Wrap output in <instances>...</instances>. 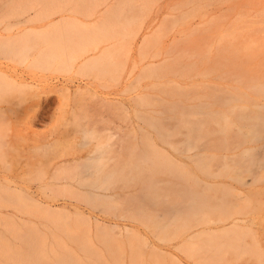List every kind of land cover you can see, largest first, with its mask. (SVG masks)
<instances>
[{"label": "rangeland", "instance_id": "obj_1", "mask_svg": "<svg viewBox=\"0 0 264 264\" xmlns=\"http://www.w3.org/2000/svg\"><path fill=\"white\" fill-rule=\"evenodd\" d=\"M214 14L226 15V3L0 0V41L28 35L43 48L58 43L86 50L95 47L94 54L113 74L112 79H92L75 70L33 68L27 61L0 56V71L29 85L0 93V136L4 139L0 144V189L15 193L13 199L5 193L0 197V251L15 248L24 232L28 237L37 236L43 254L56 237L73 243V235L83 243L96 244L93 237L100 234L101 227L108 229L116 223L131 228L134 237L145 241L144 253L156 252L161 264H198L197 260H207L209 254L216 255L210 264H264V122L246 114L227 127L213 113L198 112L192 100L202 81L199 64L203 52L209 57L218 39L209 19ZM260 48L250 56L239 54L236 70L245 74L249 86L258 93V103L264 104V47ZM160 90L173 97L160 101ZM140 93H150L148 100H141ZM161 108L163 112H157ZM146 114L155 117L151 121L162 139L145 123ZM85 127L95 129L103 139L109 137L112 155L118 160L122 151L128 154L131 147L137 150L148 143L153 149L164 150L174 162L193 168V159L210 150L218 157L228 156L229 161L241 159L251 170L243 173L246 184L194 171L206 182L235 187L239 194L228 197L227 209L232 214L226 220L192 229L248 232L241 237V249L191 248L188 255L182 247L190 241L189 233L159 241L143 224L105 213L104 201L89 204L71 193L63 195L67 171L63 163L71 166L85 160L97 144L96 138H82ZM146 134L149 139H145ZM217 163L212 162L213 169ZM255 176L258 179L251 182ZM155 178L156 186L166 180L163 174ZM137 189L133 184L120 192L129 195ZM131 205L138 206L142 216L165 214L159 203H143L137 196ZM249 244L260 253L255 256L258 259L249 253ZM72 245L84 259L86 247L82 254L80 247ZM0 256V264L9 263ZM91 257L83 260L84 264L93 260L97 264V257Z\"/></svg>", "mask_w": 264, "mask_h": 264}, {"label": "bare ground", "instance_id": "obj_2", "mask_svg": "<svg viewBox=\"0 0 264 264\" xmlns=\"http://www.w3.org/2000/svg\"><path fill=\"white\" fill-rule=\"evenodd\" d=\"M217 1L226 3L227 14L224 16L214 14L209 18L210 22H212L211 24H213V30L218 34V39L215 46H213L214 52L209 57L203 52L199 64L202 81L197 88L196 97L192 98V100L195 101L198 112L202 114L213 113L227 127H231L235 120L241 119L246 114L264 122V104L258 103L256 96L258 93L254 88L249 86L245 74L236 70L239 54L250 56L257 51H261L262 48L260 47H264V0H247L246 2L242 0ZM52 46L43 48L37 39L31 40L28 35L19 36V38L14 40L0 41V56L19 62L27 61L26 65L33 68L47 69L52 67L54 70H75L76 74L84 77L91 76V78H101V80L106 77L107 80L108 76V79H112L113 74L98 60L97 55L94 54L97 48L93 47L90 50H86L84 46L82 48L79 45H69L67 43H58ZM202 50L204 51V49ZM25 87H29V85L20 81L18 82L16 79L7 76L3 71H0V93ZM143 93H140L143 95L140 99L148 100L150 93L149 95ZM159 95L158 97H162L160 101L163 102L173 97L167 91L161 90L159 91ZM161 110L162 108L157 112L162 113L163 110ZM146 115L145 123L152 129L155 135H158L159 139L163 137L161 136L162 133L156 130L155 123L151 121L155 117H152L150 114ZM81 135L85 140L96 138L97 144L94 145L93 152L85 160L71 166L66 161L63 163V167L67 171L66 183L63 185L64 190L61 193L63 195L71 193L83 201L88 200L89 204L97 200L112 203L114 198L112 191L115 190L116 184L120 182V175H122V167H120L122 160H118L117 156L112 155L113 146L109 142V137H104L103 139V135L97 136L98 134L95 133V129L91 127L82 128ZM0 137V144H4V139L2 136ZM144 147L151 150L150 154L154 159L159 158L161 162L169 165L179 163L171 160V157L164 151L159 152L157 149H153L149 143L144 145ZM215 161L219 163L216 164V172L211 174L213 177H224L239 185L246 184L243 179V173H250L251 170L241 162V159H230L229 161L228 156L218 157L210 150L209 153H202L196 159H193L192 162L208 165ZM232 168H238V170L245 169L242 170V173H236L234 172L236 170ZM258 177L255 176L251 182H255ZM4 193L11 199L15 196L14 192L0 189V197L4 196ZM231 193L234 198L239 194L235 187H231ZM105 209L110 212L112 210L108 206ZM68 235L66 236L68 237ZM241 237L238 236L234 240H241ZM18 238V245L15 248L2 249L0 251L3 260L7 259V262H9L6 264H84L83 260L91 257V254H87L86 252V256L90 255V257L87 258L85 256V258L84 254L82 256L84 259H80L81 254H77L79 251L76 248L80 247V252L83 254L85 247H82L80 241L77 239H74L73 241L75 242L73 243L71 240H68L70 243L63 240L67 242L63 244L62 240H58L61 237H56L52 239L48 253L43 254L40 247L39 250H32V246L27 245L32 243V237L28 238L25 235L19 234ZM72 244L76 246V250L72 249L70 246ZM231 245L235 247L239 244L232 243ZM252 248L251 244H249V253H253L254 257H259L260 253L258 250L255 249L257 250L255 251ZM109 252L111 251L109 250ZM94 256V258L97 257L96 254ZM93 262L91 261L90 264H93Z\"/></svg>", "mask_w": 264, "mask_h": 264}, {"label": "crops", "instance_id": "obj_3", "mask_svg": "<svg viewBox=\"0 0 264 264\" xmlns=\"http://www.w3.org/2000/svg\"><path fill=\"white\" fill-rule=\"evenodd\" d=\"M145 139H149L147 134ZM144 145L146 144L137 150L131 147L128 154L125 150L122 151L120 182L112 191L114 195L112 203H105L103 211L121 219L134 220L143 224L159 241L170 240L179 237L182 233H189L187 239L190 241L184 243L186 245L182 247V251L188 255H191V248V251L198 249L211 251L214 248L220 250L234 248L232 243L241 246L242 241L234 240V238L241 237L248 232L232 229L213 233L203 229L196 232L192 230L199 225L224 221L232 214L227 209L228 197H233L232 186L222 182H206L194 172L197 170L199 174L211 177V174L217 170L216 164L213 169L212 163L201 165L192 162L193 168L181 163L169 165L161 162L159 158H155L154 162L155 159L150 154L151 150L145 148ZM157 151L163 152L164 150L157 149ZM134 161L137 162L134 163ZM144 164L147 165L144 167ZM156 174L165 175L166 180L163 185L156 186ZM133 184L138 186L136 193L121 194ZM136 196L137 201L141 200L143 203L145 201L153 204L159 203L165 214L159 217L142 216L139 214L140 208L131 205V201ZM107 206L111 207V212L105 209ZM21 221L24 222L22 219ZM27 234L29 233H21L28 237ZM71 237L76 239L73 235ZM31 240L32 243L27 245H31L32 250H39L36 238L32 237ZM93 241L96 244L90 245L91 242L81 241L80 243L82 247H86L88 254H96L97 264H161L156 252L144 253L142 244L145 241L134 237V232L126 225L111 223L108 229L101 227L100 234H95ZM64 243L67 242L64 241ZM238 246L237 249H241ZM215 256L209 254L207 260L200 258L197 260L198 264H210L212 262L210 258H215Z\"/></svg>", "mask_w": 264, "mask_h": 264}]
</instances>
